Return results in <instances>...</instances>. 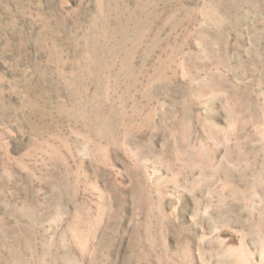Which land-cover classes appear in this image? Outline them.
I'll use <instances>...</instances> for the list:
<instances>
[{"label": "rangeland", "instance_id": "1", "mask_svg": "<svg viewBox=\"0 0 264 264\" xmlns=\"http://www.w3.org/2000/svg\"><path fill=\"white\" fill-rule=\"evenodd\" d=\"M0 264H264V0H0Z\"/></svg>", "mask_w": 264, "mask_h": 264}, {"label": "bare ground", "instance_id": "2", "mask_svg": "<svg viewBox=\"0 0 264 264\" xmlns=\"http://www.w3.org/2000/svg\"><path fill=\"white\" fill-rule=\"evenodd\" d=\"M213 232H215L213 230ZM221 233V232H220ZM223 233V232H222ZM215 235V234H214ZM223 237L222 240H226L228 243L232 244V249L235 250L234 252L239 255L241 261L247 262L249 259V254L247 252V248L244 244V239L241 234H235L234 232H225L221 235ZM218 239V238H217ZM205 240V239H204ZM229 246V245H228ZM232 253V252H231ZM234 254V253H233ZM238 257V256H237ZM77 262V261H76ZM240 262V261H239ZM251 263V262H250Z\"/></svg>", "mask_w": 264, "mask_h": 264}]
</instances>
